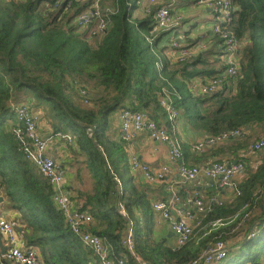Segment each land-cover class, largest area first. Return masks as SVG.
<instances>
[{
	"label": "trees",
	"instance_id": "1",
	"mask_svg": "<svg viewBox=\"0 0 264 264\" xmlns=\"http://www.w3.org/2000/svg\"><path fill=\"white\" fill-rule=\"evenodd\" d=\"M92 3L0 0V190L8 207L20 214L13 221L15 229L47 264H100L56 209L49 179L26 158L13 132L15 104L43 106L53 130L70 131L81 151L86 172L79 168L78 177L88 186L78 191L79 197L93 216L91 231L103 238L112 257L123 258L124 264H185L200 251L190 242L172 247L166 238L155 236L151 196L161 193L155 185L166 189L165 184L138 178L125 150L129 142L109 133L112 116L125 108L144 111L170 131L172 122L161 103V96L169 94L179 118L191 129L216 135L240 127L248 133L257 126L264 134V0H233L239 67L237 75L227 76L223 89L211 95L187 85L193 76L205 75L190 69L202 59L170 62L160 58L163 48L157 50L162 32L153 43L146 39L156 7L135 16L136 0H102L103 12H113L107 30L94 43L87 35L90 27L81 30L74 21ZM220 74L217 68L208 72L211 77ZM165 115L166 125L160 123ZM250 139H232L206 153L181 146V158L192 154L189 164L183 163L187 166L203 164L213 155L235 159L241 148L253 143ZM245 167L248 177L238 184L239 193L210 210L206 220L239 215L245 204L241 219L247 222L255 209L253 219L259 220L218 264H263L264 161L255 171ZM129 230L136 257L123 244ZM251 230L255 236L248 238ZM221 236L218 231L207 238Z\"/></svg>",
	"mask_w": 264,
	"mask_h": 264
},
{
	"label": "built area",
	"instance_id": "2",
	"mask_svg": "<svg viewBox=\"0 0 264 264\" xmlns=\"http://www.w3.org/2000/svg\"><path fill=\"white\" fill-rule=\"evenodd\" d=\"M84 2L86 0H76ZM102 0H93L88 8L75 18V23L80 27H90L88 34L93 42H99L103 34L108 28L109 14L112 9L103 12L101 8ZM177 0H163L154 12V21L146 35V39L152 42L159 32L172 29L180 22L173 13V5ZM159 0H136V6L142 8L145 13L152 10L153 5ZM198 3L208 7L214 16V33L222 39L224 51L223 57L226 59L227 68L225 72L217 77L209 79L207 82L199 84L194 82L191 87L203 95H211L220 91L227 76L234 77L237 75L239 67V59L237 54L240 52V40L236 38L232 30L233 13L235 7L233 0H197ZM172 46L178 51V55L172 57L167 54L170 62H179L195 55V51L191 47H184L178 41H173ZM161 68V62L158 63ZM161 103L164 106L168 120L172 123L179 118V111L172 102L169 94L161 96ZM16 125L13 132L20 149L28 160H30L36 168L49 178L52 185V200L56 209L62 213L65 221L82 240L83 244L92 250L93 256L98 259L100 264H124V259H114L110 253L109 246L105 244L103 238L90 229L93 216L83 202H78L76 198L67 190L65 185V170L62 163L56 160L50 153V144L53 137L63 139L73 143L74 138L70 134L61 132L55 135L45 136L39 129L40 115L35 112L31 106L26 103L15 104L13 106ZM121 132L120 139L130 142L137 134L143 130H147L153 140L159 143L169 145L171 162L179 161L181 158V145L178 139L171 135L165 126L159 125L157 121L152 119L147 112L133 111L130 109H121L120 111ZM246 129L244 127L230 129L219 134L212 135L204 133L196 142L192 144V149L197 153L205 152L209 149H215L232 139H238L244 136ZM264 149V136L253 142L248 148L242 150V155L254 154ZM131 167L135 172H139L140 177L149 183H163L166 191L171 193L168 200H157L152 202L155 212L161 214L162 218L168 221L171 229L177 237L178 246L185 245L195 238V226L189 219H194L193 215L183 218L185 208L192 205L197 208L198 214L203 215L212 210L214 207L225 202L223 194H212L203 197L199 192H195L192 196H188L186 200L178 194L177 187L181 184L194 182L198 178H204L216 183L221 190H227L232 194L231 199L239 193L237 179L238 176L245 173L246 167L243 160L229 161L219 160L209 162L203 165L187 166L181 164L173 168L169 165H161L152 167L142 162L139 158L133 157L130 161ZM227 194V193H226ZM248 204L244 207L247 208ZM124 213V211H123ZM228 218H218L209 222L204 229L203 236H199V242L208 234L220 229L217 227L221 222H226ZM0 233L6 238V250L4 253L0 251V259L10 264H45L37 256L34 248L23 246L18 239V233L12 223L3 215L0 206ZM245 231L239 236L242 239ZM255 236V231L248 232L247 237ZM123 244L134 255L132 245V234L129 230L123 240ZM231 240L221 237H215L208 243L207 247L195 258L189 260L185 264H218L228 255L232 248Z\"/></svg>",
	"mask_w": 264,
	"mask_h": 264
},
{
	"label": "crops",
	"instance_id": "3",
	"mask_svg": "<svg viewBox=\"0 0 264 264\" xmlns=\"http://www.w3.org/2000/svg\"><path fill=\"white\" fill-rule=\"evenodd\" d=\"M146 2L147 0H145V3ZM162 3L163 0H159V2L157 3L158 5L155 6L156 9L159 6H161ZM153 8L154 7H152V9ZM173 13L178 18L180 25H176L172 29L162 31V33L160 34L161 40L158 41L159 43L157 45V50L158 52H160L159 50L163 48L164 49L163 52L162 53L160 52L161 53L160 58L163 57L165 59H168L167 57L168 53H170L172 57L178 55V51L174 49L172 46L173 41H178L184 47L188 46L193 48V50L195 51V55L191 59L194 58L197 60L200 58L202 60L196 66L195 65L191 66L190 69L194 68L198 71H206L205 75L193 76L187 82L188 88H190L193 92H196L191 87V85L194 82L202 84L204 82H207L209 79L213 78L208 75V72L212 68H217L219 73L221 71L220 75H222L225 72L227 63H226V59L223 57V55H221L223 53L222 50L223 46L220 37H218L213 31L214 28L213 13L204 4L198 3L197 0H177L173 5ZM145 14L146 13L143 11L142 8L137 7L134 10L135 16H144ZM84 28L85 27L81 28V30L82 29L84 30ZM87 35L89 37L88 32ZM156 37L153 39V41L156 39ZM153 41L149 43H153ZM177 77H178V81L182 79L180 74H178ZM36 110L40 113L39 129L42 132V134H44L45 136L53 135L54 130L52 128L53 126L51 120H49L43 114L42 111H39L38 108H36ZM119 114L120 111L117 110L114 112L112 116L113 134L111 133V135L113 138L117 140L118 139L120 140V127H121ZM164 117L160 120V123H165L166 125L168 124L166 121V115ZM167 120H168V115H167ZM171 128H172V130H170L171 134L174 137H176L180 145L182 147L184 146L185 148L186 147L190 148V146L192 147V144L196 142L205 133V132L201 133V131L199 130L191 129L189 126L185 124L184 120L181 118H178L176 121L171 123ZM244 136H250L251 137L250 141L255 142L260 137H263L264 134L260 128L255 126L250 132L247 133L246 131ZM169 149L170 148L168 144L156 142L155 140L152 139V137L150 136L147 130H143L139 134H137V136L133 140H131L128 143L125 150L127 152L129 161H131L133 157H137L142 162L147 163L152 167L170 164L173 168H176L181 164V162L189 164L190 160L192 159L191 157L192 154L186 153V155L185 156L183 155V158H180L179 161L171 162ZM243 149L244 148H241L239 150L237 154L238 157L235 159H233L230 155H224V156L213 155L210 156L207 161H216V160L219 161V159L221 161L222 160L236 161L240 159L243 160L245 164L248 167H250V169L255 171L257 167L264 161V149L257 151L258 153L255 152L254 154L252 153L248 154L247 156L242 155ZM208 151H213V150L209 149L203 153H206ZM49 153L56 160L62 163L65 170V184L68 187V189L74 195H76L78 202L85 203L84 198L79 197L78 191L80 189H83L84 187H87L88 181L85 184H82L78 177L79 168H83L82 169L83 173L86 172V169H85V164L83 162V157L81 156V151H79V147L76 144V142L75 141L73 143L66 142L64 141V139L61 140L60 138L55 136L53 137V140L50 144ZM206 162H204L203 164H205ZM136 173L138 175V178L143 180L140 177L139 172L137 171ZM247 173L248 171H246L243 175L238 176L237 179L238 184L244 181L248 177ZM155 186H156L155 188H157L158 191H161V193L156 192L155 194H153L151 196L153 197L152 202L165 197V193H164V191H166L164 190L165 188L162 189L163 187H161V184ZM178 187L180 188V195L183 198L182 200H186L188 196H192L195 192H199L201 196L206 198L212 194H223V191H224V198L227 199L228 201L232 200L230 197L232 196V194H230L229 191L219 189L216 183L209 179L206 180L204 178H200L197 181L181 184ZM0 198H2L0 199V205L3 206L2 211L5 217L8 220H13V221L17 220L20 214L17 211L10 209L8 207L6 201L7 198L4 196L1 190H0ZM227 200H225V202H228ZM208 213L209 211L206 212L204 216L199 215L196 207L192 205H188L185 208V214L183 218H187L190 214L193 215L194 219H189V221L193 223V225L195 226V231L198 232L206 229L209 222L212 221V220H206ZM237 216L238 215H236L235 217ZM153 220L155 223V227H154L155 236L161 240L166 238L165 240H167V244L169 246L179 247L177 243V237L174 231L171 229L168 221L162 218L160 213L155 211H154ZM0 235L2 242L5 245L6 238L1 233ZM19 235L21 237L20 232ZM21 240L23 244H26V241H23L22 237ZM262 263L264 264V259H262ZM0 264H10V263L4 262V260L0 259Z\"/></svg>",
	"mask_w": 264,
	"mask_h": 264
},
{
	"label": "rangeland",
	"instance_id": "4",
	"mask_svg": "<svg viewBox=\"0 0 264 264\" xmlns=\"http://www.w3.org/2000/svg\"><path fill=\"white\" fill-rule=\"evenodd\" d=\"M158 4H155V5H153V7H155V6H157ZM214 78V77H213ZM32 109L35 111V112H37L39 115H40V113L36 110V108H34V107H32ZM43 109V106H39V108H38V110L39 111H41ZM163 126V125H162ZM112 130H113V126H111V128H110V131H109V133H110V135H111V133H112ZM59 132H61V133H63V134H70V135H72L73 136V134L70 132V131H67V132H62V131H59ZM120 132H121V127H120ZM56 133H58V132H56V131H54V135L56 134ZM171 133V132H170ZM113 134V133H112ZM172 135V134H171ZM173 136V135H172ZM73 138H74V136H73ZM60 139L61 140H63V136H61L60 137ZM75 140V139H74ZM121 140V139H120ZM65 141V140H64ZM67 142V141H66ZM218 148V147H217ZM77 150V149H76ZM203 153V152H202ZM258 153V152H257ZM217 161V160H216ZM209 162H214V161H207L205 164H207V163H209ZM201 165H203V164H201ZM48 178V177H47ZM49 179V178H48ZM200 178H198L197 180H199ZM197 180H195V181H197ZM49 182H50V180H49ZM50 184H51V182H50ZM66 185V184H65ZM51 187H52V185H51ZM66 188H67V190L73 195V197L74 198H76V195H74L69 189H68V187L66 186ZM52 192H53V189H52ZM177 192H178V194L180 195V188L179 187H177ZM171 196V193H169V192H167V197L166 198H162V199H159V200H168L169 199V197ZM181 196V195H180ZM230 197H232V196H230ZM51 198H52V194H51ZM77 199V198H76ZM225 200H227V199H225ZM53 201V200H52ZM157 201V200H156ZM228 201V200H227ZM54 204V203H53ZM84 205H85V203H84ZM1 206V208H3V206L2 205H0ZM86 206V205H85ZM245 210H246V208H243V209H241V213L237 216V217H235V215L234 216H231V217H229L228 219H227V221L226 222H221L219 225H217V227L216 228H218L219 226V228H221V229H219L218 231L221 233V235H222V237L224 238V239H229V240H231V244H232V246L233 247H235L236 246V244L239 242L237 239L239 238V236L240 235H242L243 234V232L245 231V230H250V228H251V226L253 225V224H255L258 220H259V218L258 217H256L255 219H253V216H257V211L254 209V211L251 213L252 215H251V217H249L248 218V221L247 222H245V221H243V219H244V217L241 219V216L244 214V212H245ZM3 215H4V213H3ZM5 216V215H4ZM7 219V218H6ZM241 219V220H240ZM8 220V219H7ZM239 220H240V222H239ZM8 221H10L11 223H12V225L14 226V224H13V220H8ZM64 221H65V219H64ZM66 222V221H65ZM93 222V221H92ZM91 222V223H92ZM67 223V222H66ZM67 225H68V223H67ZM69 226V225H68ZM15 228V227H14ZM71 228V227H70ZM17 231V230H16ZM73 231V230H72ZM218 231H216V232H218ZM221 231H224V233L223 232H221ZM18 233V239L20 240V242L22 241L21 240V237H20V235H19V232H17ZM203 233H204V230H201V231H198V232H196V235H197V237H199V236H203ZM2 234V233H1ZM76 234V233H75ZM77 235V234H76ZM208 235H210V234H208ZM208 235H206L204 238H202L201 239V241L199 242V238H196V236H195V238H193V240L192 241H190V243L192 244L191 245V247L193 248V250H195V251H200V252H202L206 247H207V245H208V243L209 242H211L212 240L211 239H208L209 237H208ZM208 237V238H207ZM241 237V236H240ZM208 239V240H207ZM211 240V241H210ZM24 241V240H23ZM205 242V246H204V243H202V242ZM21 244L23 245V246H28V247H32V248H34L35 250H36V252H37V256H38V258L40 259V260H42V261H44L43 260V258H42V256H40V254H39V250L36 248V247H34V246H31V245H28L27 243L26 244H23V242H21ZM5 246L7 247V245L5 244ZM6 250V249H5ZM1 251V250H0ZM2 252V251H1ZM263 255H264V250L262 251V253H261V260L260 261H262V259H264V257H263ZM133 256H135L136 257V255L134 254ZM137 259H138V257H137ZM1 260H3V259H1ZM5 261V260H4ZM5 262H7V261H5ZM45 262V261H44ZM8 263V262H7ZM45 264H47L46 262H45Z\"/></svg>",
	"mask_w": 264,
	"mask_h": 264
},
{
	"label": "water",
	"instance_id": "5",
	"mask_svg": "<svg viewBox=\"0 0 264 264\" xmlns=\"http://www.w3.org/2000/svg\"><path fill=\"white\" fill-rule=\"evenodd\" d=\"M0 199H2V198H0ZM0 249H1L2 253H4L5 252V249H6V246L2 242L1 235H0Z\"/></svg>",
	"mask_w": 264,
	"mask_h": 264
}]
</instances>
